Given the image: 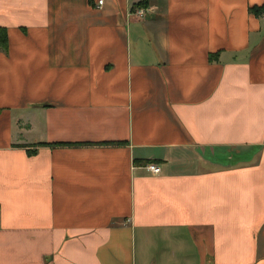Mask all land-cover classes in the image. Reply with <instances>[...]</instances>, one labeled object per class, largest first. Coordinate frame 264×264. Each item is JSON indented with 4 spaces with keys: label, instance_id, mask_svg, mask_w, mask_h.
Wrapping results in <instances>:
<instances>
[{
    "label": "crops",
    "instance_id": "0c3cea01",
    "mask_svg": "<svg viewBox=\"0 0 264 264\" xmlns=\"http://www.w3.org/2000/svg\"><path fill=\"white\" fill-rule=\"evenodd\" d=\"M262 6L0 0V264H264Z\"/></svg>",
    "mask_w": 264,
    "mask_h": 264
},
{
    "label": "trees",
    "instance_id": "16d2710c",
    "mask_svg": "<svg viewBox=\"0 0 264 264\" xmlns=\"http://www.w3.org/2000/svg\"><path fill=\"white\" fill-rule=\"evenodd\" d=\"M250 12L255 16H261L264 14V6L262 7H253L250 9ZM7 31L3 28H0V49L6 51L7 50ZM213 56H210V60H213ZM61 146H70L69 144L61 145ZM19 148H25V146H16ZM151 162H147L150 164Z\"/></svg>",
    "mask_w": 264,
    "mask_h": 264
},
{
    "label": "built area",
    "instance_id": "2783aa9c",
    "mask_svg": "<svg viewBox=\"0 0 264 264\" xmlns=\"http://www.w3.org/2000/svg\"><path fill=\"white\" fill-rule=\"evenodd\" d=\"M101 4H102V1L99 2V5H101ZM147 169L153 174H156V175L160 174V168L157 165L150 164L147 166Z\"/></svg>",
    "mask_w": 264,
    "mask_h": 264
}]
</instances>
